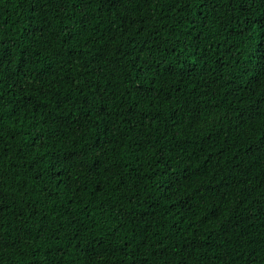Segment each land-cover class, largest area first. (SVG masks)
<instances>
[{"label": "trees", "instance_id": "16d2710c", "mask_svg": "<svg viewBox=\"0 0 264 264\" xmlns=\"http://www.w3.org/2000/svg\"><path fill=\"white\" fill-rule=\"evenodd\" d=\"M0 264H264V0H0Z\"/></svg>", "mask_w": 264, "mask_h": 264}]
</instances>
